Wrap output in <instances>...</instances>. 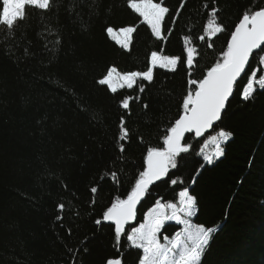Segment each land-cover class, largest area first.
<instances>
[{"label": "trees", "instance_id": "1", "mask_svg": "<svg viewBox=\"0 0 264 264\" xmlns=\"http://www.w3.org/2000/svg\"><path fill=\"white\" fill-rule=\"evenodd\" d=\"M162 3L169 8L164 41L151 35L127 0H52L47 13L26 8L14 36L0 27V264H105L115 257L138 264L141 250L124 237L117 245L114 227L95 221L117 198H126L147 148L163 147L166 130L182 111L189 76L183 65L175 73L157 68L152 83L137 81L115 94L97 81L112 66L122 73L146 71L151 51L181 56L187 35L200 52L191 78H201L226 49L242 14L264 6V0H219L226 31L208 48L198 36L216 0ZM109 26H137L130 50L107 35ZM262 58L260 51L250 57L219 127L214 125L232 133L224 155L207 164L199 154L214 130L200 139L186 136L190 153L150 186L126 233L157 200L177 202L187 188L198 203L193 222L218 227L202 264H264V90L242 98L251 71L257 79L264 76ZM125 97L133 98L130 113L121 107ZM122 116L130 130L124 142L118 139ZM110 171L119 179L106 175ZM180 228L166 223L162 235Z\"/></svg>", "mask_w": 264, "mask_h": 264}, {"label": "snow or ice", "instance_id": "2", "mask_svg": "<svg viewBox=\"0 0 264 264\" xmlns=\"http://www.w3.org/2000/svg\"><path fill=\"white\" fill-rule=\"evenodd\" d=\"M28 7L47 13L51 10L52 0H0V27L6 29L9 36H14V30L19 23L27 18ZM127 7L141 18L140 22L150 29L151 35L156 40L164 41L165 33L170 34L165 24L169 8L163 6L162 0L159 2L127 0ZM203 7L208 9L209 4L205 3ZM221 12L219 0H216L215 6L207 12L203 34L198 36L199 41L205 43L208 48H213V39L226 31L225 26L220 22ZM136 32L137 26L106 28L107 35L123 50H130ZM55 43L59 44L61 41L57 39ZM183 43L184 50L181 56H169L162 52L151 51L146 71L122 73L112 66L97 81L99 85L106 86L115 94L118 91L117 86L132 89L137 81L152 83L157 68L175 73L183 65L189 76L188 90L183 95L180 105L182 111L166 130L163 147L147 148L143 168L139 171L138 178H135L134 185L126 198H117L103 211L102 218L95 221L97 225L104 222L114 225L117 245H120L121 238L124 237L130 248L141 250L142 255L138 256V264H202V258L218 227H208L193 222V217L198 212V203L197 198L187 188L178 193V203H161L157 200L155 206L149 207L144 213L143 222L139 223V226L132 227L128 233L125 232V227L136 220L138 205L145 199L150 186L167 177L170 169L177 168L178 158L182 154L190 153L192 145L185 140L186 134H193L196 138L202 137L209 130H214V125L222 119L226 103L233 94L237 80L245 73L254 50L264 52V6L250 7L242 14L230 33L226 49L222 51L219 59L207 67L201 78H191L199 63L197 57L200 52L197 46L190 35L184 36ZM259 63L264 64V58L260 59ZM258 90H264V76L257 79L256 71L252 70L246 87L243 88L242 98L247 101ZM138 91L143 93L145 87L141 84ZM132 100V97H125L121 101V107L129 113ZM144 107L147 108V105ZM125 124L126 121L122 116L118 137L122 142L129 141L130 137V130ZM231 137L232 133L227 130L215 131V134L207 138L204 145L206 148L207 144L211 143L214 152L205 153L204 148H201L199 154L207 164H212L215 159L224 155L223 145ZM119 151L124 153L123 143ZM106 175H111L114 180L119 179L115 171L106 172ZM170 182L172 185L178 183L175 179H171ZM97 191V187L91 188L92 193ZM57 207L63 211L65 205L59 204ZM58 218L62 219V217ZM167 221H174L182 228L175 231L171 237L162 235L161 230L164 229ZM105 264H123V258H107Z\"/></svg>", "mask_w": 264, "mask_h": 264}, {"label": "water", "instance_id": "3", "mask_svg": "<svg viewBox=\"0 0 264 264\" xmlns=\"http://www.w3.org/2000/svg\"><path fill=\"white\" fill-rule=\"evenodd\" d=\"M259 51H260V50H254L253 54H255V53L259 52ZM246 69H247V66H246ZM246 69H245V71H246ZM243 75H244V73L241 74V77L237 80V83L240 81V79L243 77ZM237 83H236V84H237ZM232 95H233V94H232ZM231 97H232V96L229 97V100H230ZM229 100H228V101H229ZM228 101H227V103H228ZM227 103H226V105H227ZM210 131H211V130H209V132H210ZM209 132L205 133V135L208 134ZM187 135H193V134H186V136H187ZM205 135H204V136H205ZM202 137H203V136H202ZM202 137H199V138H202ZM199 138H198V139H199ZM139 206H140V205H138V208H139ZM135 221H136V220H135ZM135 221H134V222H135ZM134 222L130 223L129 225H126V227H125V231H126V230L129 228V226H130L131 224H133ZM104 224H106V225H110V226L114 227V225H111V224H109V223H107V222H104Z\"/></svg>", "mask_w": 264, "mask_h": 264}, {"label": "rangeland", "instance_id": "4", "mask_svg": "<svg viewBox=\"0 0 264 264\" xmlns=\"http://www.w3.org/2000/svg\"><path fill=\"white\" fill-rule=\"evenodd\" d=\"M113 41H114V40H113ZM117 87H118V89H120L119 86H117ZM208 137H209V136H208ZM206 141H207V139H206ZM206 141H205V143H206ZM204 145H205V144H204ZM208 145H212V144H211V143H208L207 146H208ZM203 148L205 149L204 146H203ZM205 150H207V149H205ZM213 152H214V151H213ZM176 203H178V200H177ZM153 206H155V205H153ZM142 222H143V219H142V221H140L139 223H142ZM139 223H138L136 226H139ZM166 223H173V224H175L174 221H167ZM166 223H165V224H166ZM180 227L182 228V226H180ZM181 228H180V229H181ZM130 230H131V229H130ZM130 230H129V232H130ZM161 231H162V230H161ZM163 235H166V234H163Z\"/></svg>", "mask_w": 264, "mask_h": 264}, {"label": "bare ground", "instance_id": "5", "mask_svg": "<svg viewBox=\"0 0 264 264\" xmlns=\"http://www.w3.org/2000/svg\"><path fill=\"white\" fill-rule=\"evenodd\" d=\"M233 92H234V91H233ZM187 136H188V135H187ZM203 137H204V136H203ZM195 138H196V137H195ZM197 139H198V138H197ZM199 139H200V138H199ZM141 202H142V201H141ZM138 209H139V208H138ZM136 219H137V218H136ZM135 222H136V221H135ZM135 222H134V223H135ZM134 223H133V224H134ZM133 224H131V225H133Z\"/></svg>", "mask_w": 264, "mask_h": 264}]
</instances>
